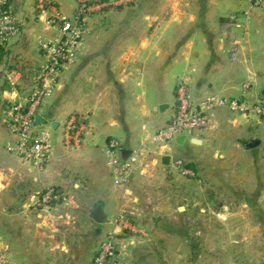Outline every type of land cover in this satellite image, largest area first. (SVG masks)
<instances>
[{"label":"crops","instance_id":"0c3cea01","mask_svg":"<svg viewBox=\"0 0 264 264\" xmlns=\"http://www.w3.org/2000/svg\"><path fill=\"white\" fill-rule=\"evenodd\" d=\"M51 2L58 16H74L73 0ZM9 8L19 32L0 46V253L7 261L91 264L114 231L117 264H264V122L219 108L193 137L197 144L152 140L172 117L181 80L196 102L209 95L264 100V7L244 16L245 0H132L93 12L77 61L36 119L52 136L42 169L6 151L14 136L5 112L35 88L44 63L39 43L56 27L35 0H10ZM72 114L86 125L76 151L60 137ZM110 141L122 159L147 151L148 164L121 185L107 164ZM251 141L257 144L248 148ZM97 206L102 224L92 217ZM122 212L131 213L134 235L111 225Z\"/></svg>","mask_w":264,"mask_h":264},{"label":"built area","instance_id":"2783aa9c","mask_svg":"<svg viewBox=\"0 0 264 264\" xmlns=\"http://www.w3.org/2000/svg\"><path fill=\"white\" fill-rule=\"evenodd\" d=\"M76 6L72 17H60L55 13L51 0H35V10L40 14L50 16L48 23L56 27V35L39 43L44 63L35 76V88L27 97L14 102L8 111L7 123L14 141L6 146V151L15 157L30 162L37 169H42L52 153V136L47 130L36 128V119L41 108L52 95L57 79L75 64L80 53L87 22L95 11L125 7L132 0H73ZM248 8L242 14L247 16L251 9L264 7V0H245ZM10 0H0V46L17 36L18 25L9 8ZM229 19L236 21L237 16ZM223 24V28L228 27ZM234 50L231 52V59ZM175 103L169 122L153 137L158 146H165L177 137L193 138L204 128L209 115L219 108H227L233 113L255 115L264 122V100L250 102L246 99L229 100L216 95H209L196 102L192 99L187 80H181L175 87ZM82 115L72 114L67 117L61 129V146L68 151L78 150L85 138L86 125ZM160 152V151H159ZM108 167L115 184L126 183L136 166L148 164L147 151L139 149L126 159L119 156V146L116 141H110L105 150ZM173 168L184 177H192L191 170L183 161L173 159ZM52 191H48L43 199L44 205L51 200ZM131 213L122 212L111 221L113 228L120 233L134 235L136 227L132 224ZM119 252L116 247V233L108 232L101 241L91 264H117ZM0 264H10L4 254L0 253Z\"/></svg>","mask_w":264,"mask_h":264},{"label":"water","instance_id":"95a60500","mask_svg":"<svg viewBox=\"0 0 264 264\" xmlns=\"http://www.w3.org/2000/svg\"><path fill=\"white\" fill-rule=\"evenodd\" d=\"M262 96L264 97V93H262ZM159 109H161V107ZM179 139L183 141L185 139V137L180 136V137H177L175 140L178 141ZM190 142L192 144H197V140L194 138H191ZM256 144L257 143L255 141H251L247 147L253 148ZM168 161H169V157H163L161 160V163H162V165L167 166ZM92 217H93L94 221L99 223V224L106 222L105 211L101 207L97 206L94 208Z\"/></svg>","mask_w":264,"mask_h":264},{"label":"rangeland","instance_id":"374dc122","mask_svg":"<svg viewBox=\"0 0 264 264\" xmlns=\"http://www.w3.org/2000/svg\"><path fill=\"white\" fill-rule=\"evenodd\" d=\"M70 68H71V67H70ZM70 68H69V69H70ZM186 179H192V178L186 177ZM189 230H190V232H191V233H194V227H193V226H192V227H190V229H189Z\"/></svg>","mask_w":264,"mask_h":264},{"label":"trees","instance_id":"16d2710c","mask_svg":"<svg viewBox=\"0 0 264 264\" xmlns=\"http://www.w3.org/2000/svg\"><path fill=\"white\" fill-rule=\"evenodd\" d=\"M118 8H120V7H118Z\"/></svg>","mask_w":264,"mask_h":264}]
</instances>
